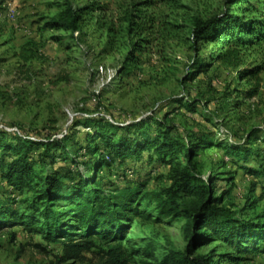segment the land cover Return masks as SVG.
<instances>
[{"label":"trees","instance_id":"16d2710c","mask_svg":"<svg viewBox=\"0 0 264 264\" xmlns=\"http://www.w3.org/2000/svg\"><path fill=\"white\" fill-rule=\"evenodd\" d=\"M4 1L0 0V6ZM236 5L239 11L206 20L194 17L190 25L166 23L163 39L175 37L193 45L211 42L216 52L210 62L194 59L181 81L184 98L174 99L171 111L162 117L153 114L129 124L106 115L88 117L77 125L87 130L75 126L61 138L33 139L0 129V229L21 226L48 245H61L64 257L57 264L82 261L83 253L98 257L100 264H127L130 253L124 247L131 241L126 224L130 219L148 218L141 210L142 203L148 202L155 206L158 218L186 221L187 249L170 252L158 264H233L244 254L260 250L264 218L255 221L225 205L230 192L216 197L219 177L207 178L199 158L205 151L221 152L222 166L230 170L226 179L233 187L241 175L252 181L244 209L255 210L264 199V131L255 132L244 143L222 141L201 122L194 124L197 132H182L172 119L174 113H184L214 125L212 118L241 108L242 96L257 95L258 87L250 92L230 91L232 81L227 79L222 90L214 88L213 82H201L203 74H213V64L238 71L235 82L258 78L259 68L241 71L246 66L242 53L264 42V0H238ZM64 7L45 29L75 37L84 14L100 12L96 22L107 34L108 50L117 48L121 56L120 77L134 78L142 70V56L153 54L143 38L129 43V48L124 42L154 31L155 19L136 23L135 15L126 12L117 26L104 21L106 5L78 11L71 0H64ZM24 58L31 60L29 55ZM161 167L168 170L169 186L148 191L154 172ZM211 240L223 241L235 255L229 253L217 261L214 256L196 255L199 246ZM252 243L254 249H250Z\"/></svg>","mask_w":264,"mask_h":264},{"label":"rangeland","instance_id":"374dc122","mask_svg":"<svg viewBox=\"0 0 264 264\" xmlns=\"http://www.w3.org/2000/svg\"><path fill=\"white\" fill-rule=\"evenodd\" d=\"M237 1L71 0L78 11L90 5L108 6L104 21L117 26L126 12L135 15L136 23L144 18L156 20L154 31L135 34L124 42L129 48V43L143 38L150 43H144L147 50L153 53L142 56V70L128 80L119 76L122 60L117 48L115 52L108 50L107 34L97 26L100 12L84 14L81 28L73 37L69 32L45 29V24L65 9L64 0H5L0 6V129L21 132L33 139L61 138L75 126L79 131L87 130L77 125L88 117L106 115L125 124L153 114L162 117L171 111L174 99L184 98L181 81L194 59L210 62L216 52L211 42L193 45L175 37L163 39L166 23L190 25L194 17L206 20L223 16L239 11ZM149 2L153 4L150 7ZM10 9L16 14L14 19L9 17ZM25 55L31 60L25 61ZM242 57L246 66L241 71L259 68L257 79L235 82L238 71L213 64V74H203L201 82H213L214 88L222 90L227 79L232 81L230 91L250 92L258 87L257 95L242 96L241 108L212 118L214 125L197 116L194 120V116L174 113L172 119L182 132H197L199 127L194 124L201 122L202 127L222 141L238 139L244 143L255 132L264 131V42L251 46ZM213 109L211 105L209 110ZM222 157L219 151H205L199 158L207 178L212 174L219 177L216 197L230 192L225 205L249 219L262 220L264 199L255 210H245L252 181L241 175L233 187L226 179L230 170L223 168ZM154 175L148 191L159 192L169 186L167 169L161 167ZM18 209L24 211L22 206ZM141 210L149 217L130 219L126 224L127 239L131 241L124 247L130 253L127 264H158L170 252L187 249L184 219H160L155 206L148 202L142 203ZM260 247L233 264H264V246ZM250 249H254L253 243ZM229 253L234 254L233 248L221 240L208 241L196 250V255L214 256L216 261ZM63 257L61 245H48L21 226L0 229V264H57ZM82 257V261L69 260L65 264H100L98 257L90 253H83Z\"/></svg>","mask_w":264,"mask_h":264},{"label":"built area","instance_id":"2783aa9c","mask_svg":"<svg viewBox=\"0 0 264 264\" xmlns=\"http://www.w3.org/2000/svg\"><path fill=\"white\" fill-rule=\"evenodd\" d=\"M15 13H14V11L13 10H9V17L11 18V19H14L15 18Z\"/></svg>","mask_w":264,"mask_h":264}]
</instances>
